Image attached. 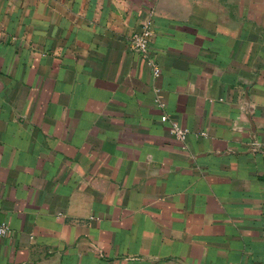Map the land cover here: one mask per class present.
I'll use <instances>...</instances> for the list:
<instances>
[{
    "label": "crops",
    "instance_id": "obj_1",
    "mask_svg": "<svg viewBox=\"0 0 264 264\" xmlns=\"http://www.w3.org/2000/svg\"><path fill=\"white\" fill-rule=\"evenodd\" d=\"M0 222V264H264V0H0Z\"/></svg>",
    "mask_w": 264,
    "mask_h": 264
},
{
    "label": "built area",
    "instance_id": "obj_2",
    "mask_svg": "<svg viewBox=\"0 0 264 264\" xmlns=\"http://www.w3.org/2000/svg\"><path fill=\"white\" fill-rule=\"evenodd\" d=\"M153 34L152 26L150 20H146L142 23L141 29L133 34H131L128 37V45L130 48L134 49L135 51H138L140 53H147L149 48V42L151 40ZM152 64L153 74L158 75L160 72V67L155 64ZM168 118L167 114H162L161 119L166 120ZM170 132L180 138H185L187 134V128L178 123L177 121L172 120L169 126ZM10 232V227L5 222H0V236L6 235Z\"/></svg>",
    "mask_w": 264,
    "mask_h": 264
}]
</instances>
